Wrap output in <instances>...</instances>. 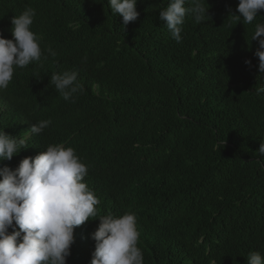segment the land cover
I'll use <instances>...</instances> for the list:
<instances>
[{
  "label": "trees",
  "instance_id": "16d2710c",
  "mask_svg": "<svg viewBox=\"0 0 264 264\" xmlns=\"http://www.w3.org/2000/svg\"><path fill=\"white\" fill-rule=\"evenodd\" d=\"M168 2L137 0V20L123 27L108 0H0L4 38L13 16L35 9L31 30L45 59L40 75L14 68L0 90V130L18 136L19 121L29 132L27 109L51 120L44 139L34 136L0 168L62 143L87 166L83 182L100 201L97 216L74 229L66 264H90L99 217L127 212L143 264L264 256V92L256 91L264 74L251 41L264 10L248 24L234 15L239 0H207V21L187 14L178 43L159 19ZM64 71H76L81 86L68 101L50 82Z\"/></svg>",
  "mask_w": 264,
  "mask_h": 264
},
{
  "label": "clouds",
  "instance_id": "9594fccd",
  "mask_svg": "<svg viewBox=\"0 0 264 264\" xmlns=\"http://www.w3.org/2000/svg\"><path fill=\"white\" fill-rule=\"evenodd\" d=\"M137 0H108L113 14L123 19V27L137 20ZM190 3L191 7H185ZM207 0H169L160 11L159 19L166 23L172 38L182 41V25L187 14L197 24L207 21ZM264 10V0H239L237 20L251 24ZM35 9L27 7L19 16H13L4 38L0 29V90L6 89L13 78L14 68L40 75L42 49L40 37L31 30ZM251 41L257 42L254 55L259 58L258 71L264 74V23L255 25ZM52 57L57 53L51 48ZM47 58V57H45ZM251 66V60H245ZM22 72L26 70H21ZM34 81L35 76L26 75ZM76 71L53 73L50 82L65 101L78 92ZM257 94L264 92L258 88ZM72 102H75L72 99ZM29 127V134L44 139L51 120H41L39 113L27 109L20 116ZM16 124V123H15ZM14 124V125H15ZM18 124V136L0 130V161L11 160L30 140ZM258 152L264 156V143ZM23 158V157H22ZM88 168L81 162L72 147L51 144L35 157L22 159L14 170L0 168V264H66L74 243V229L97 216L100 203L84 181ZM100 223L91 234L95 241L90 264H143V255L137 246L139 232L134 213L116 217L112 214L99 217ZM11 229V232L9 231ZM18 229V230H17ZM247 264H264V256L252 251Z\"/></svg>",
  "mask_w": 264,
  "mask_h": 264
},
{
  "label": "bare ground",
  "instance_id": "6f19581e",
  "mask_svg": "<svg viewBox=\"0 0 264 264\" xmlns=\"http://www.w3.org/2000/svg\"><path fill=\"white\" fill-rule=\"evenodd\" d=\"M26 134L28 135V137H29L30 139H33V135H32V134H29V132H26Z\"/></svg>",
  "mask_w": 264,
  "mask_h": 264
}]
</instances>
